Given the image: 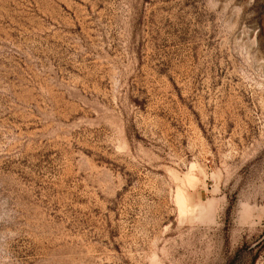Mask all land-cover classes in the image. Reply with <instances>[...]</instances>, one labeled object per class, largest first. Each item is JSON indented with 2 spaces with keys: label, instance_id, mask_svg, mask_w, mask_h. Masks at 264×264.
Wrapping results in <instances>:
<instances>
[{
  "label": "rangeland",
  "instance_id": "rangeland-1",
  "mask_svg": "<svg viewBox=\"0 0 264 264\" xmlns=\"http://www.w3.org/2000/svg\"><path fill=\"white\" fill-rule=\"evenodd\" d=\"M0 264H264V0H0Z\"/></svg>",
  "mask_w": 264,
  "mask_h": 264
}]
</instances>
